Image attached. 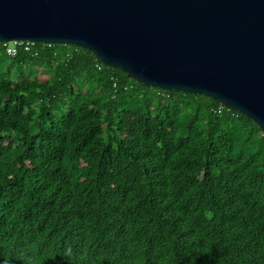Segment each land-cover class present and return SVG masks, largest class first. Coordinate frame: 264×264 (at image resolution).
I'll return each instance as SVG.
<instances>
[{"label": "trees", "instance_id": "obj_1", "mask_svg": "<svg viewBox=\"0 0 264 264\" xmlns=\"http://www.w3.org/2000/svg\"><path fill=\"white\" fill-rule=\"evenodd\" d=\"M0 42V264H264V131L71 44Z\"/></svg>", "mask_w": 264, "mask_h": 264}, {"label": "water", "instance_id": "obj_2", "mask_svg": "<svg viewBox=\"0 0 264 264\" xmlns=\"http://www.w3.org/2000/svg\"><path fill=\"white\" fill-rule=\"evenodd\" d=\"M71 44L264 131V0H0V42Z\"/></svg>", "mask_w": 264, "mask_h": 264}, {"label": "built area", "instance_id": "obj_3", "mask_svg": "<svg viewBox=\"0 0 264 264\" xmlns=\"http://www.w3.org/2000/svg\"><path fill=\"white\" fill-rule=\"evenodd\" d=\"M25 45V48L28 49L30 46L34 44V42L30 41H14L10 43H4L6 47V52L9 56H14L16 54V46L17 45Z\"/></svg>", "mask_w": 264, "mask_h": 264}]
</instances>
